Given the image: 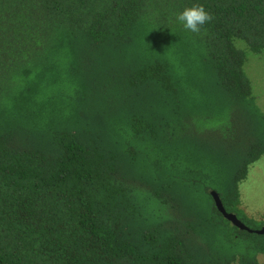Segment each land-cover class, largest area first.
Returning a JSON list of instances; mask_svg holds the SVG:
<instances>
[{
  "label": "trees",
  "instance_id": "1",
  "mask_svg": "<svg viewBox=\"0 0 264 264\" xmlns=\"http://www.w3.org/2000/svg\"><path fill=\"white\" fill-rule=\"evenodd\" d=\"M252 54L264 0H0V264H264Z\"/></svg>",
  "mask_w": 264,
  "mask_h": 264
},
{
  "label": "rangeland",
  "instance_id": "2",
  "mask_svg": "<svg viewBox=\"0 0 264 264\" xmlns=\"http://www.w3.org/2000/svg\"><path fill=\"white\" fill-rule=\"evenodd\" d=\"M245 65L246 73L251 78L253 90L258 94L257 101L264 111V61L260 56L250 55ZM241 207L252 217L264 220V155L250 166L248 176L240 184Z\"/></svg>",
  "mask_w": 264,
  "mask_h": 264
},
{
  "label": "clouds",
  "instance_id": "3",
  "mask_svg": "<svg viewBox=\"0 0 264 264\" xmlns=\"http://www.w3.org/2000/svg\"><path fill=\"white\" fill-rule=\"evenodd\" d=\"M211 19L212 17L204 7L199 5L185 7L176 15L177 23L181 25L184 30L191 33L200 32L201 28Z\"/></svg>",
  "mask_w": 264,
  "mask_h": 264
},
{
  "label": "water",
  "instance_id": "4",
  "mask_svg": "<svg viewBox=\"0 0 264 264\" xmlns=\"http://www.w3.org/2000/svg\"><path fill=\"white\" fill-rule=\"evenodd\" d=\"M211 194L214 198L215 204L217 206V208L219 209V211L224 215V217L226 219H228L230 222H232V224L236 225L237 227L244 229V230H248V231H254L256 233L259 234H264V226H262L259 229H252L250 228L248 225H246L241 219H239V217L237 216L236 213L233 212H229L226 210L223 201L220 197V195L218 194L217 191L212 190Z\"/></svg>",
  "mask_w": 264,
  "mask_h": 264
}]
</instances>
